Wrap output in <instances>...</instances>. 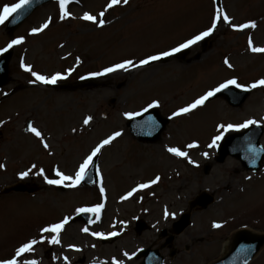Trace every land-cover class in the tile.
I'll list each match as a JSON object with an SVG mask.
<instances>
[{
    "label": "rangeland",
    "instance_id": "rangeland-1",
    "mask_svg": "<svg viewBox=\"0 0 264 264\" xmlns=\"http://www.w3.org/2000/svg\"><path fill=\"white\" fill-rule=\"evenodd\" d=\"M18 2L0 0V9ZM109 2L73 0L67 6L69 18L61 20L59 2L54 0L39 9L13 35L5 32L6 24L0 25V49L13 39H24L22 44L12 48L15 53L10 63V82L0 92L1 98L5 93L17 91L0 104V191L18 181L20 174L28 170L29 175L22 180L40 184L41 178H36L34 163L37 168L56 163L64 169V174L71 172L74 175L94 147L120 132L124 136L117 137L99 154V169L106 182L104 190L110 191L105 218L111 219L118 211L116 198L120 194L137 183L151 181L156 174L161 175V180L155 189H145V197L157 192L160 199L153 202L145 200L146 203L141 205L132 201L130 207L124 208L125 214L123 207L119 206L123 218L129 220V216L146 215L151 211L153 220H161L162 206L170 205L167 211L174 216L170 215L171 218L160 225V228L166 226L170 229L173 219L188 211L190 202L202 192L213 193L215 203L205 211L196 210L197 207L191 212L192 226L177 236L170 246L176 250L172 258L169 256L173 250L165 246L166 239L150 231L139 240L130 231L127 236H120L118 243L104 246L85 237L83 229L104 233L112 230L84 227L76 222L61 234L62 240L65 239L66 243L75 241L77 248H101L97 253L107 257L119 254L121 248H125L132 258L138 247L145 245L160 249L165 255V264H210L221 257L232 233L216 230L207 234L211 221L236 218L239 219L234 224L236 227L245 225L249 217L255 232L261 228L264 230L262 221H257L261 220L259 214L264 215V169L262 173L250 174L234 158L218 164L215 158L220 142L216 147H209L213 137L223 132L222 129L215 132L218 124H243L247 120H256L257 124L264 125V87L253 89L240 108H233L218 98L190 115L173 114L198 99L206 90L219 86V82L236 79L238 83L250 86L264 79V53L252 52L247 42L251 38L255 47L264 46V0L220 1L221 10L230 14L232 24L255 22L257 27L254 29L237 31L220 22L211 40L203 46L193 45V50L182 56L167 59L137 75H133L130 68L105 76H93L92 73L102 72L120 61L140 55L133 61L137 63L143 57L189 40L210 28L216 15L215 0H130L128 8L112 11L107 8ZM101 9L105 13L103 17L95 14ZM127 9L131 12H126ZM85 13L108 23L116 17L119 19L100 30L97 24L82 19ZM49 19L48 29L31 34L33 29L41 27ZM73 49L78 55L67 56ZM74 56L82 59L79 69L68 80L57 81L58 85H69L73 91L46 89L39 82L32 83L35 78L21 67L22 63L30 65L36 73L51 77L72 68ZM225 59L232 68L227 67ZM117 73L121 76L106 81ZM81 77L88 78L87 83L78 84ZM154 103L162 116L170 117L171 122L158 141L151 144L137 142L127 126V114L136 116ZM88 116L93 119L85 125L83 121ZM29 119L43 134H50L52 152L56 150L53 158L47 156L37 137L25 133ZM9 142H13L12 146L16 143V146L11 149ZM189 144L198 147L189 148ZM261 145L264 148V136ZM169 147L187 152L188 157L180 159L168 152ZM205 164L211 167L209 175L204 174ZM178 174L182 176L180 179L176 178ZM43 181L47 184L46 180ZM77 188L75 192H61L47 187L33 197L26 194L2 197L0 261L15 258L19 247L42 237V244L34 245V251L19 258L21 264L25 260L40 261L43 256L35 248H49L55 235L41 232L39 236L38 229H35L38 222V227L42 228L61 220L63 213L67 218L78 208L100 204L102 194L96 187L80 184ZM241 209L245 213L239 217ZM141 261L136 259L129 264H140ZM50 263L43 261V264ZM251 264H264V248Z\"/></svg>",
    "mask_w": 264,
    "mask_h": 264
},
{
    "label": "snow or ice",
    "instance_id": "snow-or-ice-1",
    "mask_svg": "<svg viewBox=\"0 0 264 264\" xmlns=\"http://www.w3.org/2000/svg\"><path fill=\"white\" fill-rule=\"evenodd\" d=\"M58 2H59V7H60V19L63 20V19L69 18L70 13L67 10V6L69 4H71L73 2V0H58ZM30 3H31V0H19L18 3L12 4V5H4L3 8L0 9V25L5 24V22L9 19V17H12L20 9L24 8L26 5H28ZM121 3L127 5L129 3V0H110V2L107 4V8L111 9L114 6H117ZM99 15H100V17H103L105 15V13L102 11ZM82 19H84L85 21H91L94 24H98V26H100V27L104 26V20L103 19L98 20L96 16H93V15L88 14V13H85L84 16L82 17ZM220 22H225V23L229 24L231 27H233L237 31H243L244 29H254L257 27L255 22L244 23L241 25H234V24H232V20L229 18V16L226 13H224L220 9H217L213 24L210 28H208L206 31L201 32L198 35L193 36L191 39L180 44L178 47H175V48L171 49L170 51L162 52L158 55H151L148 58L139 61L138 64L133 62L132 60H127L123 63H118V64H115L114 66L107 67L102 72L92 73V75L93 76H105V75H108L110 73H114V72H117L120 70L128 71L132 67H141L144 65H148L151 62L161 60L164 57L173 56L174 54L179 53V52L183 51L184 49H188V48L192 47L193 45L197 44L198 42L204 40L205 38L211 36L213 34V32L215 31L217 24ZM50 23H51V19H49L47 22H45L41 27L33 29L31 34L36 35L40 32H43L44 30L49 28ZM23 42H24L23 37L13 39L5 48L0 49V55L8 52L15 45L22 44ZM248 43H249V48L252 52L264 53V47L253 46L251 38H249ZM224 63L227 65L228 68H232V64L229 63V61L227 59H225ZM21 67H23L25 71L30 72L31 75L35 78L32 81V83L39 82L41 84H55V83H57L58 80L66 79V76H62L60 74H56V75H53L51 77L38 74L32 70L30 65H24L23 63L21 64ZM81 78L85 79L86 77H81ZM232 86H234L236 88H240L244 91H250L251 89H255L257 87H264V79H261L258 82L251 84L250 86L242 85V84L238 83L236 79L227 80L226 82L220 84L219 86L215 87L214 89L208 91L203 96L194 100L188 106L180 108L173 115L174 116H181V115L191 113L195 109L202 107L206 101H208L211 97L215 96L217 93L223 92ZM5 95H7V93H5ZM157 106L158 105L155 103L153 105H151V107H157ZM145 111H147V109H145ZM137 115H140V114L137 113ZM127 116L129 119H131L133 117V114L128 113ZM92 119L93 118L91 116H88L87 118L84 119L83 123L85 125H88ZM257 123L258 122L256 120H247L246 122H244L243 124H240V125H235V126L231 125V124H229L227 126L220 125L219 128L222 130L226 129L229 131H231V130L240 131V130L246 129L252 125H257ZM27 130L42 142V145L45 149L49 148V144L47 142H45L44 135L40 130H38L36 127L32 126L31 124L28 125ZM119 136H121V133L115 132L114 134L110 135L106 139H103L96 147H94L92 149L91 153L89 155H87V157L79 165L78 170L75 172L74 175H71V176L65 175L63 172L56 170L55 175L57 178L49 179L48 177L45 176L44 178L46 180V183L49 185L63 186V187H69V188L78 187L81 184V182H83L85 180V178L87 177L88 170L94 166V158H96L101 153L102 149H104L108 145H111L112 142L114 140H116L117 137H119ZM223 139H224L223 134L216 135L214 137V139L212 140V143L209 145V147L218 146V142L223 140ZM188 147L194 148V147H198V145L189 144ZM167 150H168V152H170L171 154H173L177 157H184V158L188 157V153L180 150L179 148L169 147ZM205 155H207V153H205ZM189 163H193V162L191 160H189ZM33 167H35V165H33ZM97 172H99L98 169H97ZM38 174L43 175V170H40L38 172ZM28 175H29V172H27V171L23 172L20 174V178L24 179ZM159 179H160L159 177H156L150 183L140 184L138 187H139V189L148 188L152 184L158 183ZM93 183H95V181H93ZM136 190H138V189H134L133 192ZM100 192L104 193L103 186L100 187ZM133 192L127 193V195L122 197V199H125V200L128 199L129 197H131L133 195ZM103 207H104L103 204H98L95 207H81V208H78L76 210V213H77V215L82 214V213L83 214L91 213V214H94L95 216L99 217V214L101 212V209H103ZM168 215L174 216V214H169L167 211H165V216L167 217ZM68 223H69V218H65L60 223L52 224L49 227L43 228L42 232L55 234L54 238L51 239L50 242L52 244H59L60 243L59 234H60L61 230L64 228V226ZM213 227L220 228V227H222V225L216 223L213 225ZM83 231L88 232V229L85 228V229H83ZM91 235L97 236V237H102V238H107L104 236L103 233L93 232V233H91ZM110 235L116 236V235H119V233L112 232ZM43 242H44V240L42 238L41 240H35L34 239V240H31V241L23 244L21 247H19L16 250L15 258L0 261V264H21L19 258L26 253H30V252L34 251V245H36L37 243H43ZM124 255L128 256V253H124ZM128 258L131 259L130 256H128ZM65 260H67V257H65ZM23 264H37V262L35 260H25V261H23ZM113 264H122V261H118V260L114 259Z\"/></svg>",
    "mask_w": 264,
    "mask_h": 264
},
{
    "label": "water",
    "instance_id": "water-1",
    "mask_svg": "<svg viewBox=\"0 0 264 264\" xmlns=\"http://www.w3.org/2000/svg\"><path fill=\"white\" fill-rule=\"evenodd\" d=\"M50 1L51 0H32L30 4L26 5L23 10L19 11L16 16L9 21L7 28L8 32L15 31L36 9ZM12 54L13 52H9L0 59V88L8 83L9 62ZM220 95L225 97L232 106L239 107L245 102L249 96V92L239 93L230 89ZM167 124L168 121L160 118L154 111L150 112L143 119L134 120L130 126L133 134L138 140L143 142H155L160 138ZM261 135V129H255L249 131L247 134L241 136L236 135L229 138L220 149L221 157L219 161L223 162L228 155H232L242 160L244 165L246 163L251 165L248 158L253 156L256 162L252 168L256 171L259 170L261 168L260 164L264 158V150L259 144ZM208 172L209 168L206 170V173ZM17 189L20 190L19 188ZM211 202L212 198L204 195L197 200L196 204H201L203 208H207ZM189 224V216H186L185 220L176 226V233L180 234L183 232ZM243 243L246 244L243 246ZM263 244L264 240L262 239H255L249 235L239 236L234 242V248L231 253L219 264H248L256 256ZM159 264H161V260Z\"/></svg>",
    "mask_w": 264,
    "mask_h": 264
},
{
    "label": "bare ground",
    "instance_id": "bare-ground-1",
    "mask_svg": "<svg viewBox=\"0 0 264 264\" xmlns=\"http://www.w3.org/2000/svg\"><path fill=\"white\" fill-rule=\"evenodd\" d=\"M212 39V37H210V38H208V39H205V40H203L201 43H199V44H201L202 46H203V44H206L209 40H211ZM188 50H193V47L192 48H188ZM187 50V51H188ZM160 64V63H159ZM153 66H157V64H152V65H149V66H147L145 69H140V70H136V71H134V72H132L133 73V75H137L139 72H142V71H144V70H147V69H149V68H151V67H153ZM128 75H130V73H127ZM119 77V76H121V74L120 73H117L116 75H112L111 77H109L108 79H106V81H108L109 79H111V78H114V77ZM95 82H100V81H95ZM209 102V101H208ZM206 105H208V103L206 104ZM206 107V106H205ZM124 135H122L121 136V138L123 137ZM82 185V184H81ZM77 189H79V188H77Z\"/></svg>",
    "mask_w": 264,
    "mask_h": 264
},
{
    "label": "flooded vegetation",
    "instance_id": "flooded-vegetation-1",
    "mask_svg": "<svg viewBox=\"0 0 264 264\" xmlns=\"http://www.w3.org/2000/svg\"><path fill=\"white\" fill-rule=\"evenodd\" d=\"M52 254H55L56 252L54 250L51 251Z\"/></svg>",
    "mask_w": 264,
    "mask_h": 264
}]
</instances>
